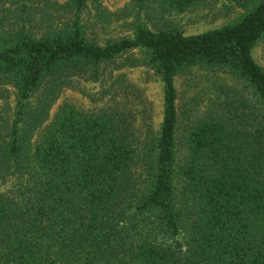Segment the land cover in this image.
I'll list each match as a JSON object with an SVG mask.
<instances>
[{
  "label": "trees",
  "instance_id": "obj_1",
  "mask_svg": "<svg viewBox=\"0 0 264 264\" xmlns=\"http://www.w3.org/2000/svg\"><path fill=\"white\" fill-rule=\"evenodd\" d=\"M90 1L108 21L101 0H0V99L15 96L10 116L0 105V264H264V0H235L242 11L205 32L136 21L104 45L82 19ZM210 1L155 0L176 13ZM111 63L159 76L157 131L137 137L112 107L63 103L49 120L73 77ZM193 67L242 81L259 106L193 124L179 157L174 81Z\"/></svg>",
  "mask_w": 264,
  "mask_h": 264
},
{
  "label": "rangeland",
  "instance_id": "obj_2",
  "mask_svg": "<svg viewBox=\"0 0 264 264\" xmlns=\"http://www.w3.org/2000/svg\"><path fill=\"white\" fill-rule=\"evenodd\" d=\"M91 4L90 1L82 19L87 24L90 38L101 45L131 36L136 21H141L154 31L174 25L183 34L192 35L218 28L242 11L235 0H211L183 13L165 11L155 0H145L142 4L138 0H101L110 19L99 22L97 18L95 22ZM131 54L135 55L136 51ZM125 56L127 54L122 57ZM122 57L116 62L119 63ZM253 57L264 66V42L254 48ZM100 73L103 74L97 81L73 77V85L63 89L51 106L49 120L63 103H71L85 110L112 107L121 109L133 119L137 137L142 139L146 135L148 124L157 131L163 106V84L159 76L145 66L116 68L115 63L101 65ZM118 76H122L130 86L128 92L123 93L115 82ZM113 83L114 88H111ZM174 84L179 157L184 155V142L193 124L211 117L232 118L234 114L252 118L258 111L259 104L251 90L242 81L221 71L193 67L178 75ZM3 95L0 99L2 113L10 116L15 105L13 88L6 87ZM42 128L35 132L33 140L38 138Z\"/></svg>",
  "mask_w": 264,
  "mask_h": 264
}]
</instances>
